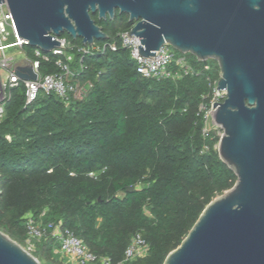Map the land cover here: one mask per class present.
<instances>
[{
	"label": "trees",
	"instance_id": "trees-1",
	"mask_svg": "<svg viewBox=\"0 0 264 264\" xmlns=\"http://www.w3.org/2000/svg\"><path fill=\"white\" fill-rule=\"evenodd\" d=\"M92 17L108 34L97 48L81 52V39L62 36L73 45L68 81L92 84L84 99L41 91L27 104L23 81L9 89L0 121V230L25 246L26 216L46 210L45 221L70 228L96 255L90 264H164L206 206L237 181L220 157L217 129L205 131L200 111L220 68L179 52L195 74L145 77L119 37L133 26L129 15ZM23 50L40 61L41 75L60 73L57 61H67L52 52L46 60L28 44ZM136 234L147 252L125 261ZM55 246L49 236L35 241L32 253L46 264H67Z\"/></svg>",
	"mask_w": 264,
	"mask_h": 264
},
{
	"label": "water",
	"instance_id": "water-1",
	"mask_svg": "<svg viewBox=\"0 0 264 264\" xmlns=\"http://www.w3.org/2000/svg\"><path fill=\"white\" fill-rule=\"evenodd\" d=\"M19 36L50 53L68 33L83 44L106 40L100 19L129 15V36L151 59L166 44L199 61H217V88L227 91L214 115L223 130L221 159L237 181L213 199L164 264H264V0H0ZM22 80H38L31 62L15 66ZM134 186L129 188L133 191ZM0 264H41L0 230Z\"/></svg>",
	"mask_w": 264,
	"mask_h": 264
},
{
	"label": "built area",
	"instance_id": "built-area-1",
	"mask_svg": "<svg viewBox=\"0 0 264 264\" xmlns=\"http://www.w3.org/2000/svg\"><path fill=\"white\" fill-rule=\"evenodd\" d=\"M128 31H122L119 33L122 45L129 49L131 57L136 63L137 71L145 77L149 78H162L172 77L174 79L183 77L185 75H192L196 73L194 66L191 64L186 55H177L170 50L169 45L166 44L160 50L156 51V55L153 59L143 56L139 52V44H141L140 37L136 35L129 36ZM61 45L54 48L51 52L54 55L64 56L66 62L59 58L57 65L61 68L60 73H47L41 75L39 71L40 61L30 60L25 57L22 62H17L14 57L3 56L0 60V121L5 111L6 100L10 97L9 89L18 85L19 81H23L26 85V97L27 104L34 102L39 93L44 91L45 93H55L63 99L69 100L70 98L84 99L91 87V83L79 84L73 83L69 80V77L73 76L69 63L73 60V54L69 53V50L73 49V45L66 38H59ZM4 41H7L6 43ZM28 41L19 36L13 15L7 5V3L0 4V52H4L6 48L20 47L27 44ZM95 47L88 45L80 48L81 52L87 53ZM99 48V47H98ZM111 48L116 50V45L111 44ZM36 54L42 56L48 60L47 53H43L37 48ZM31 62L33 67L39 72L38 80H22L15 72V66L26 65ZM176 65L178 69L171 70V65ZM209 68V66H207ZM5 70V77L1 76V71ZM215 79L211 81L213 88L212 95L208 102H203L200 105V111L203 113L206 121V130L210 127L215 129H221L214 123V115L218 107H215V103H222L227 97V91L217 88L219 80ZM222 130V129H221ZM223 131L220 135L222 136ZM46 210H44L39 217L32 213L26 216V224L28 229V237L26 238V245L24 246L30 252L35 249V241H40L43 238L49 236L56 240V246L54 252L58 253L67 264H90L97 260L95 254L90 252L85 246L83 240L79 238L70 228L64 227L61 223L54 221H45L44 216ZM148 244L141 234H136L129 246L125 251V261L135 259L138 256H144L147 252ZM104 264H115L109 259L103 261ZM116 264H124L123 261Z\"/></svg>",
	"mask_w": 264,
	"mask_h": 264
},
{
	"label": "rangeland",
	"instance_id": "rangeland-1",
	"mask_svg": "<svg viewBox=\"0 0 264 264\" xmlns=\"http://www.w3.org/2000/svg\"><path fill=\"white\" fill-rule=\"evenodd\" d=\"M63 36H64V34H63ZM4 42L6 43L7 41H4ZM168 47L170 48V50L172 52H174L175 54L179 55V51L176 50L173 46L169 45ZM4 55L7 56V57H14L17 62H22L23 60H25V57H26L25 51L23 49H21L20 47H10V48H6L4 50V52H0V60L3 58ZM5 75H6V71L5 70H2L1 71V76L2 77H5ZM222 131L223 130H221V129L218 128L217 129V134L218 135H221ZM41 264H46V262L45 261H42Z\"/></svg>",
	"mask_w": 264,
	"mask_h": 264
}]
</instances>
